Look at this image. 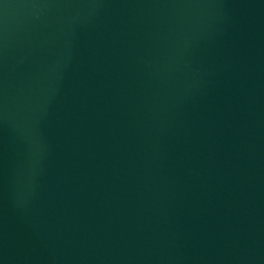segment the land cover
I'll return each instance as SVG.
<instances>
[{
    "label": "water",
    "instance_id": "obj_1",
    "mask_svg": "<svg viewBox=\"0 0 264 264\" xmlns=\"http://www.w3.org/2000/svg\"><path fill=\"white\" fill-rule=\"evenodd\" d=\"M0 264H264V0H0Z\"/></svg>",
    "mask_w": 264,
    "mask_h": 264
}]
</instances>
